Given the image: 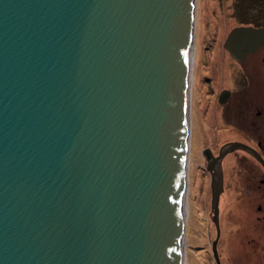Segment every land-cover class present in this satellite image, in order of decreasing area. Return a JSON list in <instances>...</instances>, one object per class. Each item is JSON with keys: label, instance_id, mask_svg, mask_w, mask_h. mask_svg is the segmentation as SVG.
<instances>
[{"label": "water", "instance_id": "1", "mask_svg": "<svg viewBox=\"0 0 264 264\" xmlns=\"http://www.w3.org/2000/svg\"><path fill=\"white\" fill-rule=\"evenodd\" d=\"M193 22L192 0H0V264H180Z\"/></svg>", "mask_w": 264, "mask_h": 264}, {"label": "rangeland", "instance_id": "2", "mask_svg": "<svg viewBox=\"0 0 264 264\" xmlns=\"http://www.w3.org/2000/svg\"><path fill=\"white\" fill-rule=\"evenodd\" d=\"M236 26H264V0H195L191 33L194 50L188 94V214L184 231L187 264H217L211 250L213 230L207 203L210 180L203 167V149L231 137L230 127L242 132L233 118L236 103L244 120L245 114L261 109L264 103V79L257 68L259 64L234 62L223 45L226 34ZM221 87L240 91L237 95L233 92L227 103H218L216 94ZM254 120L258 121L257 115ZM238 162L236 160L235 164ZM226 164L231 172V165ZM225 183L224 198L220 202L218 257L221 264H244L241 248L230 242L232 227L240 218L228 209L231 184L228 185L227 180Z\"/></svg>", "mask_w": 264, "mask_h": 264}, {"label": "flooded vegetation", "instance_id": "3", "mask_svg": "<svg viewBox=\"0 0 264 264\" xmlns=\"http://www.w3.org/2000/svg\"><path fill=\"white\" fill-rule=\"evenodd\" d=\"M258 27L264 28V26ZM227 52L234 62L242 64L249 61L257 62L259 64L257 68L264 79V33L258 40L248 37L241 42L239 59L233 57L228 50ZM239 91V89L221 87L216 94V102L227 103L233 92L237 95ZM239 112L240 107L236 103L233 118L242 127L240 129L242 132L230 127L228 134H232L231 137H226L219 144L206 146L203 149L207 152V154L203 152V167L210 182L212 178H220L222 182L217 202L218 230L211 206L210 187L208 191V212L213 230L211 244L216 239L217 249L219 238H221L220 202L224 198L227 180L228 185L231 184L228 189L231 196L227 202L228 209L238 214L240 218L239 223L232 227L230 242L236 248H241L244 264H264V103L261 109L245 114V120L241 119ZM255 115L258 121L254 120ZM236 160L239 161L237 164H235ZM227 162L231 165V172Z\"/></svg>", "mask_w": 264, "mask_h": 264}, {"label": "bare ground", "instance_id": "4", "mask_svg": "<svg viewBox=\"0 0 264 264\" xmlns=\"http://www.w3.org/2000/svg\"><path fill=\"white\" fill-rule=\"evenodd\" d=\"M192 2H194V4H195V0H192ZM193 50H194L193 43L190 42V65H191V61L193 58ZM190 69H191V66H190ZM190 69H189L188 82H187L188 87L190 84ZM189 105H190V99L188 97V99H187L188 140H189V122H190ZM188 151H189V146L187 148V156H188ZM187 185H188V179H187ZM186 194H187V188L185 187V180H184V185L182 188V217H181V221H180V223H181V242H180V253H179L180 264H187L186 259H185V235H184V233H185L184 231L186 228V219H187V214H188Z\"/></svg>", "mask_w": 264, "mask_h": 264}]
</instances>
